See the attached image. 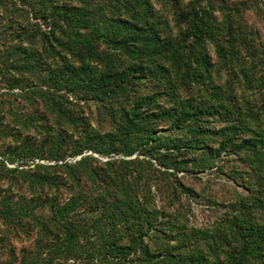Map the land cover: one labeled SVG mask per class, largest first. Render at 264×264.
<instances>
[{
	"label": "trees",
	"instance_id": "16d2710c",
	"mask_svg": "<svg viewBox=\"0 0 264 264\" xmlns=\"http://www.w3.org/2000/svg\"><path fill=\"white\" fill-rule=\"evenodd\" d=\"M19 1L0 0L18 39L0 76L20 99L0 127V179L19 173L31 196L0 190V216L36 233L24 264H264V48L245 17L261 0ZM35 159L47 163L19 168ZM230 160L248 188L191 224L182 204L221 203L186 177Z\"/></svg>",
	"mask_w": 264,
	"mask_h": 264
},
{
	"label": "rangeland",
	"instance_id": "374dc122",
	"mask_svg": "<svg viewBox=\"0 0 264 264\" xmlns=\"http://www.w3.org/2000/svg\"><path fill=\"white\" fill-rule=\"evenodd\" d=\"M17 2L19 7H22L19 0H13ZM231 4L234 2H240L242 0H228ZM29 21H35L32 13L29 15ZM246 21L249 26H252L253 31L256 35L257 44H261V47L264 48V0L256 3L253 8L248 9L245 12ZM19 25L22 27L28 22V17L20 18ZM40 21V20H36ZM41 27L45 29V25L41 23ZM8 31V32H6ZM11 29L8 27V22L5 16L0 15V53L9 47L18 42V39H15L11 35ZM31 41L30 38H26L25 42L28 43ZM32 44L39 45L37 39L32 40ZM215 53L213 51V58L215 59ZM13 92L15 94H13ZM18 89L10 90L6 82L0 76V117L3 116V123H0V127H5L6 125L10 128L15 127V124L12 122V116L8 110V105L13 103L18 105L20 99L16 100V93ZM237 93L240 96V100L244 101L243 97L246 99H253V97L245 91L242 87L237 89ZM86 113L90 117V120L96 128L101 131H105L111 128V124L108 120H105L99 115L97 107L91 102L89 105L85 106ZM34 129H31L27 133L32 134ZM162 131H165L162 129ZM10 138L3 136L1 143L9 141ZM12 142H16L15 139H11ZM97 155V154H96ZM79 157V156H78ZM68 159L71 160L70 157ZM101 160H106V157H100ZM231 159V157H229ZM35 162L47 163L43 159L28 160L25 163L19 165V168L23 170H32ZM8 167H15L17 163L6 162ZM234 161H227L226 170L223 172H216L214 170H206L200 172L197 175H190L186 177L185 183L195 187L197 190L202 191L205 194L206 198L216 199L220 204L217 212L216 207L212 208L208 204H203L200 200H191L190 202L185 197L184 202L187 204H182L180 207L181 212L190 219L191 224L195 225H208L215 222L225 211L228 203L233 199L234 194L237 191H245L243 186L248 188L247 182L244 183V179L234 178L231 174H228L230 171L231 165H234ZM238 170H242V176L247 179L249 175L245 174V170L242 165L237 166ZM0 190L5 193H9L14 197L20 195L31 196V188L28 186L27 182L23 180L22 176L19 173L15 172L10 177H2L0 179ZM157 202L159 205L162 203L161 196L165 197L164 192L157 191ZM209 203V202H208ZM260 221L264 222V212L258 214ZM31 235V234H30ZM29 233H26L23 229H13L10 228L0 216V264H24L25 256H30L31 252L35 250L36 242V233L31 236ZM30 236V237H29ZM73 259H69L67 262L62 264H72Z\"/></svg>",
	"mask_w": 264,
	"mask_h": 264
}]
</instances>
